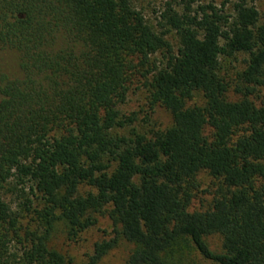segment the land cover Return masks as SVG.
I'll use <instances>...</instances> for the list:
<instances>
[{
  "label": "trees",
  "instance_id": "trees-1",
  "mask_svg": "<svg viewBox=\"0 0 264 264\" xmlns=\"http://www.w3.org/2000/svg\"><path fill=\"white\" fill-rule=\"evenodd\" d=\"M256 0H182L156 31L131 0H0V264H69L51 245L98 218L120 264H264V22ZM174 31L173 49L166 35ZM247 55L233 78L223 59ZM156 55L161 60H156ZM170 115L140 132L135 83ZM201 95L202 103L194 102ZM214 182L191 210L198 176ZM221 237L213 250L206 237Z\"/></svg>",
  "mask_w": 264,
  "mask_h": 264
},
{
  "label": "rangeland",
  "instance_id": "rangeland-1",
  "mask_svg": "<svg viewBox=\"0 0 264 264\" xmlns=\"http://www.w3.org/2000/svg\"><path fill=\"white\" fill-rule=\"evenodd\" d=\"M213 2L220 7L223 0H197L196 4H207ZM226 4L225 11L232 13L231 5L234 0H229ZM133 6L139 10L146 21L153 26L156 31H164L163 13L171 6L176 11L180 12L182 8V0H131ZM254 6L259 11L260 22H264V0H256ZM166 39L170 42L173 49L178 46L177 37L174 31H170L166 35ZM247 55L239 54L236 58H226L222 61V68L225 75L233 78L235 73L245 66ZM5 63L1 65V71L9 75H18L15 56L10 53L5 59ZM156 60H161L160 55H156ZM196 103H202L201 95H197L194 99ZM121 110L125 114L134 113L136 121L134 127L140 132H149L150 130L163 129L170 125L171 118L169 113L162 107L157 106L150 110L147 100V91L141 86V83H135L123 105ZM198 190L192 202L191 210L205 209L211 201V193L214 190V182L209 176L201 173L198 176ZM116 237V232L111 221L106 216L98 218V222L79 234L76 238L72 239L67 235L64 226L59 223L53 233L51 245L64 254L68 259L69 264H85L94 252L96 243L108 241ZM209 246L213 250L221 249V237L217 234L206 237ZM132 245L124 240L118 238L116 246L110 250L100 261L99 264H120L128 255Z\"/></svg>",
  "mask_w": 264,
  "mask_h": 264
}]
</instances>
